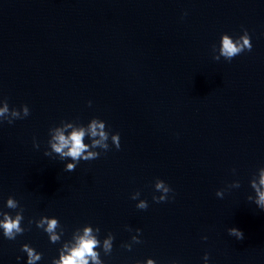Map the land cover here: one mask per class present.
<instances>
[{"label": "water", "instance_id": "obj_1", "mask_svg": "<svg viewBox=\"0 0 264 264\" xmlns=\"http://www.w3.org/2000/svg\"><path fill=\"white\" fill-rule=\"evenodd\" d=\"M244 30L251 51L213 58L223 34ZM6 104L30 115L0 117V212L23 208L27 230L8 240L0 229V264H27L26 243L42 253L37 264H51L86 226L101 245L114 236L110 254L97 249L103 264H205V253L207 264H264V210L247 199L264 167V0H0ZM93 118L105 122L109 150L90 147L101 155L72 172L70 159L44 155L57 129L99 139ZM156 179L172 189L165 202L152 199L164 194ZM41 216L58 218V243L36 227Z\"/></svg>", "mask_w": 264, "mask_h": 264}, {"label": "clouds", "instance_id": "obj_2", "mask_svg": "<svg viewBox=\"0 0 264 264\" xmlns=\"http://www.w3.org/2000/svg\"><path fill=\"white\" fill-rule=\"evenodd\" d=\"M220 44V54L218 56H213L215 60H219L222 56L226 61H231L235 56L241 54L245 50H252L251 38L247 30H244L243 34L235 40L228 34H223L221 36ZM89 105H91V101H89ZM21 107L23 110V116L20 115L19 111L13 110L9 112V108L6 104L4 108L0 109V117H5L6 114L10 115L11 118L7 119V122L11 124L15 119H23L30 115V110L27 105H22ZM88 128L92 138L99 136V139H92L91 145L84 143L86 132L83 127L78 130H73L68 137L57 129L54 137L48 140L50 150H46L44 155L52 156L53 153H55L62 161L70 159L71 162H68L64 169L67 172L75 171L81 160L90 161L97 159L101 153L98 151H90L89 148H102L104 151L109 150L107 143L109 134L105 131V122L98 118L91 119ZM97 129L100 131L98 132ZM111 139L112 144L117 150H119L121 147L119 133L112 134ZM33 146L39 148V144L36 143L35 140L33 141ZM239 186V181H234L232 184L228 185V188H238ZM250 186L254 190L255 196L249 195L247 199L249 201H254L259 209L264 210V191H260V186H264V167L259 170L258 182L255 179H251ZM155 190L164 193L160 196L153 195L152 199L156 203L165 202L168 199L167 194L172 191L170 186L161 179H156ZM225 191L226 189H218L216 191V196L223 198ZM139 194V192H136L135 194H132L131 198L135 200ZM6 207L15 210L19 207V203L15 198L10 196L6 201ZM136 207L141 210H146L148 208V202L146 200H141ZM0 216L3 217L0 219V229L3 230V236L6 239L15 240L17 235L23 234L27 230L22 227L21 224L24 219L23 208H20L14 216L10 215L8 212H0ZM32 223L33 221L30 220L29 225ZM35 224L37 228L42 229L48 235L51 243L55 244L61 240L64 229L58 218L41 216L39 220L35 221ZM58 228L60 229V232H57ZM95 231L98 235L100 232L99 227H96ZM140 231V229H136L138 234ZM228 234L235 237L237 240H242L244 238L243 232L235 227L229 228ZM203 239L207 240V237H203ZM113 240V234L109 233L101 245V241L97 236L93 235V228L91 226H86L83 228L82 235H73L71 240L63 243L62 247L59 249L58 258H53L51 264H103V261L100 258V252L97 251V249L102 247V250L106 255L110 254L113 247ZM132 240L135 243L141 242L138 239V235L133 236ZM122 247L131 250L130 244H124ZM21 251L27 255V264H37V262L42 259V253L37 252L27 243L22 245ZM203 259L205 264H207L209 259L207 253H205ZM136 264H141V262L137 261ZM144 264H156V261L148 258ZM173 264H176V262L173 261Z\"/></svg>", "mask_w": 264, "mask_h": 264}]
</instances>
